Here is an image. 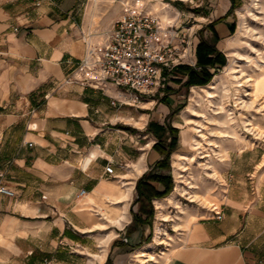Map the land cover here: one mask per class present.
<instances>
[{
    "label": "crops",
    "instance_id": "0c3cea01",
    "mask_svg": "<svg viewBox=\"0 0 264 264\" xmlns=\"http://www.w3.org/2000/svg\"><path fill=\"white\" fill-rule=\"evenodd\" d=\"M90 2L0 0V185L14 191L0 193V264H127L122 242L106 246L112 232L125 233L137 179L160 154L155 141L144 143L150 133L135 139L117 127L122 112L108 95L68 78L85 53V33L117 20L123 4L138 10L145 2L120 0L117 16L98 22ZM231 4L221 0L219 8ZM228 172L224 196L212 195L219 205L194 208L175 248L148 261L168 253L162 264H249L260 257L251 221L264 219V151L240 152Z\"/></svg>",
    "mask_w": 264,
    "mask_h": 264
},
{
    "label": "rangeland",
    "instance_id": "374dc122",
    "mask_svg": "<svg viewBox=\"0 0 264 264\" xmlns=\"http://www.w3.org/2000/svg\"><path fill=\"white\" fill-rule=\"evenodd\" d=\"M140 1H144V8L159 16L163 24L175 23L181 34L186 32L190 35L191 45L184 64L196 66V48L201 34L216 43L227 59L225 65L210 68L214 75L207 84L186 88L182 82L187 75L172 70L165 74V80L156 90L145 94L142 102L117 106L123 117L117 127L135 139L138 135L150 133L144 138V143L158 140L154 129L149 126L150 122L179 128V144L171 155L174 189L166 197L153 200L155 214L152 225L128 232L131 219L124 228L125 233L116 236L112 232L115 237L106 246L122 242L118 252L127 256V264H162L169 253L166 257L157 256V263L147 258L153 253L156 256L155 253L167 247L171 248L170 251L175 248L181 226L194 208L205 206L212 209L219 205L220 201H213L212 195L217 200L224 196L230 183L227 172L231 158L245 150L264 151V92L254 90L255 79L264 76V0H236L235 8L230 12V9L224 11L219 8L221 0ZM158 1L166 2L164 6H168L167 9L161 10ZM118 5L121 6L120 0H91L94 22H98L100 16L113 19L119 12ZM226 15L215 24L219 37L215 41L213 31L207 26ZM224 25L225 33L221 31ZM232 25H235L234 30ZM233 68L244 70L245 76L240 81L231 76ZM217 76L219 79L223 77L227 88L219 82L215 89H210L214 96L208 98L204 89ZM247 180L251 182L248 177ZM129 213L132 215L131 211ZM109 227L113 228V225ZM111 229L103 232V239ZM118 232L123 231L119 229ZM251 232V245L258 247L260 257H264V219L253 217ZM141 250L145 256H140ZM134 251L137 253L135 257Z\"/></svg>",
    "mask_w": 264,
    "mask_h": 264
},
{
    "label": "built area",
    "instance_id": "2783aa9c",
    "mask_svg": "<svg viewBox=\"0 0 264 264\" xmlns=\"http://www.w3.org/2000/svg\"><path fill=\"white\" fill-rule=\"evenodd\" d=\"M122 7L121 16L113 23L84 34L85 53L68 78L100 89L113 106L142 102L145 94L163 83L165 74L185 63L191 45L190 35L181 34L175 23L163 24L144 7ZM114 170L113 165H107V173L112 175ZM85 192L82 189L80 195ZM0 193L14 195L4 184ZM249 264H264V257Z\"/></svg>",
    "mask_w": 264,
    "mask_h": 264
},
{
    "label": "trees",
    "instance_id": "16d2710c",
    "mask_svg": "<svg viewBox=\"0 0 264 264\" xmlns=\"http://www.w3.org/2000/svg\"><path fill=\"white\" fill-rule=\"evenodd\" d=\"M231 2L232 7L229 12L234 10L236 0H231ZM226 17L227 15L207 26L213 31L215 41L219 39L215 24ZM231 29L234 30L235 25H232ZM196 56V66L179 64L174 69L187 75V79L184 82L177 80L182 82V86L186 88L191 85L207 84L214 75L210 68H215L218 64L221 66L225 65L227 61L225 54L216 47V43L210 42L203 34H201V40L196 48ZM149 126L154 129L158 137L152 148L160 154V158L137 179L135 186L136 195L130 207L132 221L127 226L128 232L145 229L146 226L152 225L155 214L153 200L169 195L173 191L175 184L171 173V155L179 144V128L172 124L163 125L158 122H150ZM150 237L151 234L147 237V241H149ZM109 260H107V263Z\"/></svg>",
    "mask_w": 264,
    "mask_h": 264
},
{
    "label": "bare ground",
    "instance_id": "6f19581e",
    "mask_svg": "<svg viewBox=\"0 0 264 264\" xmlns=\"http://www.w3.org/2000/svg\"><path fill=\"white\" fill-rule=\"evenodd\" d=\"M123 5L129 6L128 4H123ZM240 73H241V75H240ZM231 76L234 77L237 81H240L239 79L245 76V72H244V70L237 69V68H233V71H232V75ZM219 82H221V84L226 87L225 81H224L223 77L221 76L220 79H219V76H217L215 78V81H213L208 88L204 89L205 92L208 95V98H212L214 96L213 93H212V91L210 89H215L217 87V85L219 84ZM239 85L242 86L243 84L240 83ZM254 90H258L260 93H263L264 92V76H261L260 78H256L255 79V82H254ZM139 252L141 253L140 256H145L144 251L141 250Z\"/></svg>",
    "mask_w": 264,
    "mask_h": 264
}]
</instances>
